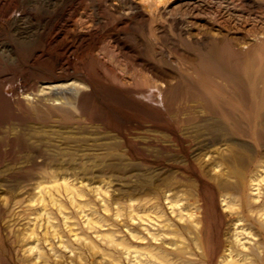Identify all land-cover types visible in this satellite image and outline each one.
I'll use <instances>...</instances> for the list:
<instances>
[{"label": "rangeland", "instance_id": "1", "mask_svg": "<svg viewBox=\"0 0 264 264\" xmlns=\"http://www.w3.org/2000/svg\"><path fill=\"white\" fill-rule=\"evenodd\" d=\"M262 207L264 0H0V264H264Z\"/></svg>", "mask_w": 264, "mask_h": 264}, {"label": "bare ground", "instance_id": "2", "mask_svg": "<svg viewBox=\"0 0 264 264\" xmlns=\"http://www.w3.org/2000/svg\"><path fill=\"white\" fill-rule=\"evenodd\" d=\"M246 160H247V158H238V157H236V164L238 165V166H235V167H233L232 168V170H231V174L230 175H232L233 177H236V178H239V180H241L242 179V175H243V172H241L242 171V169L241 168H245V166L244 165H246ZM244 166V167H243ZM252 205V204H251ZM263 208V207H262ZM251 209V208H250ZM264 209V208H263ZM262 209H260V211L259 210H257L258 212L257 213H259L260 215L261 214H264V211L262 212L261 211ZM255 211H251V213H254ZM254 216V215H253ZM252 216V217H253ZM256 216V215H255Z\"/></svg>", "mask_w": 264, "mask_h": 264}]
</instances>
